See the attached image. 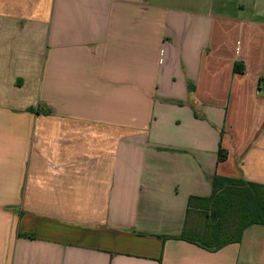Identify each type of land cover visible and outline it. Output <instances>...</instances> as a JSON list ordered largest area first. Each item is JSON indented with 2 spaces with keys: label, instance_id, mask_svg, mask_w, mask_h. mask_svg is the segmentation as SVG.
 <instances>
[{
  "label": "crops",
  "instance_id": "0c3cea01",
  "mask_svg": "<svg viewBox=\"0 0 264 264\" xmlns=\"http://www.w3.org/2000/svg\"><path fill=\"white\" fill-rule=\"evenodd\" d=\"M215 175L264 185V0H0V264H264L174 238Z\"/></svg>",
  "mask_w": 264,
  "mask_h": 264
},
{
  "label": "trees",
  "instance_id": "16d2710c",
  "mask_svg": "<svg viewBox=\"0 0 264 264\" xmlns=\"http://www.w3.org/2000/svg\"><path fill=\"white\" fill-rule=\"evenodd\" d=\"M221 133L223 135V131ZM228 154V150L220 145L218 162L225 161ZM212 187L211 196L189 199L190 207L205 214L206 229L201 234L195 229L184 230L174 238L187 240L209 251H217L239 242L248 227L256 224L264 226V185L215 175ZM230 220H236L235 229L231 233L225 226Z\"/></svg>",
  "mask_w": 264,
  "mask_h": 264
},
{
  "label": "rangeland",
  "instance_id": "374dc122",
  "mask_svg": "<svg viewBox=\"0 0 264 264\" xmlns=\"http://www.w3.org/2000/svg\"><path fill=\"white\" fill-rule=\"evenodd\" d=\"M195 218V223L193 226H195V231L199 234L203 233V231L206 229L205 227V214L204 213H197V214H191L190 215V222H192V219ZM236 220H230L229 222H227L225 224V226L227 227V230L229 231V233H231L232 231H234V225L236 224L235 222ZM231 225V227H230ZM233 227V228H232Z\"/></svg>",
  "mask_w": 264,
  "mask_h": 264
}]
</instances>
